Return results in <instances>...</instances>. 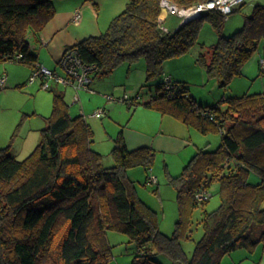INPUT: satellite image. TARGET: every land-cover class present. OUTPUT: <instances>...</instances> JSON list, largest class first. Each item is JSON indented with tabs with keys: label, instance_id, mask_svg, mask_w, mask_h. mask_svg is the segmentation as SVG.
<instances>
[{
	"label": "trees",
	"instance_id": "obj_1",
	"mask_svg": "<svg viewBox=\"0 0 264 264\" xmlns=\"http://www.w3.org/2000/svg\"><path fill=\"white\" fill-rule=\"evenodd\" d=\"M162 1L130 0L105 32L67 48L76 47L84 62L97 63L99 77L144 57V86L154 82L155 91L143 105L201 133L221 131L216 149L199 148L181 174L171 176L179 208L173 233L162 231L158 211L139 197L128 174L136 166L150 170L155 149H129L121 129L111 152L115 163L106 166L104 154L93 147L88 119L71 115L66 93L52 87L53 110L33 151L18 159L11 144L0 147V264H107L113 258L110 229L128 234L137 246L132 264H163L158 254L179 264H222L235 250L264 248V93L226 95L223 108L202 104L187 81L173 79L177 88L167 89L163 77L165 61L189 52L209 20L220 37L199 60L227 87L264 39V4L255 5L239 30L223 35L226 16L216 8L163 31ZM170 1L188 9L209 0ZM56 12L54 0H0V62H39L42 31ZM251 171L261 180L251 182ZM214 182L220 183L221 203L208 210L210 199L199 201L196 195ZM200 206L204 234L189 256L183 240L192 239Z\"/></svg>",
	"mask_w": 264,
	"mask_h": 264
},
{
	"label": "rangeland",
	"instance_id": "obj_2",
	"mask_svg": "<svg viewBox=\"0 0 264 264\" xmlns=\"http://www.w3.org/2000/svg\"><path fill=\"white\" fill-rule=\"evenodd\" d=\"M129 1L130 0H104L102 15L106 13L105 10L109 12L112 9L116 10V13L119 14L125 9ZM54 2H56V0H54ZM258 3L264 4V0H246L245 3L237 5L236 10L226 18L221 33L223 35H230L239 30L244 25L247 15L253 12L255 5ZM179 19L177 14H172L166 20L165 25L171 27L172 20L178 22ZM219 37L220 33L218 29H216L209 20L204 21L201 25L197 42L192 46L190 51L165 61L163 76H170V74H172L175 77L173 78L174 80L184 79L188 81L191 93L205 105L220 104L224 108L226 104L222 100L226 95L264 93V39L260 41L258 49L244 65L243 74L235 76L230 84L224 87L221 85L219 78L210 75L205 64L199 60L201 53H208L212 45L219 40ZM5 63L7 65L11 64V66H16L17 68L20 66L30 69L29 65L24 63L15 61ZM139 63L146 66V59L140 57L134 62H123L111 74L98 78L95 77L92 90L79 89V94H77L78 90L72 85L54 84L52 86L66 92L69 101H71L74 94L78 95V100H72L70 102L71 108L74 113L78 111L84 113L91 123L95 131L94 147L97 150L100 149L99 151L104 154V163L106 166H112L115 163L111 153L113 148L112 146L109 148V143L111 141L115 143V137L122 128L124 130V125L129 123L133 124L137 118L136 116L139 115L138 113L135 118H132L136 107L134 105L129 107L130 101L120 100L119 98H124L126 93L129 96H136L140 93V98L142 99V97H148L155 91L154 82H152V85L142 87V85L146 84L147 75L143 70L139 69L141 68V64ZM130 65L133 67L131 73L129 71ZM60 68L62 70L61 74H64L62 66ZM134 68L142 72L143 80L140 86L134 90L135 92H131V90H129V85L139 79L138 75H136L137 71L135 72ZM23 72L24 71L19 70V76L21 78L24 77L22 74ZM6 73L9 72L7 71ZM30 76L26 84L24 83L27 78L17 86H13L11 80H8L5 86L0 88V147H6L11 144V151L13 153L14 151L17 152L19 156L18 159H24L31 153L41 139L42 129L48 125V121L43 117V112L47 110L45 105L49 103L48 108L51 107L50 114L53 110L54 94L52 90L43 88L40 78L34 81L39 87L36 90L30 89L29 85L34 83L29 81ZM98 82H101L99 86L96 85ZM111 84H117L114 91L112 87H108ZM125 89H127V92ZM85 93L86 95H84ZM90 94L104 98V102L106 101V103L114 102V104H119L121 107L116 109L114 115H109L108 112L110 108L107 107L106 110L104 104H99V106L93 104L94 101L91 100ZM106 95H113L116 99L109 101ZM86 99L89 101L87 102L88 109L85 107ZM36 104H38L39 109H42L40 115L34 114L33 112ZM99 109L104 110V115L102 117L94 115L95 111ZM92 118H94V122L90 121ZM119 119H122V122ZM199 134L201 137L197 140L202 141L201 145H205L210 150L216 149L221 143V131L209 134L199 132ZM195 149L196 145H193V151L190 152V154L189 152L181 154L180 158L182 160L180 162L172 161L170 160L171 158L167 159V156L163 154L157 155L156 153L153 167L150 170H147L143 166L131 167L128 170L129 176L136 179L135 184L139 197L158 211L160 227L162 231L167 234L173 233L179 218L177 189L170 182V179L171 176L181 174L193 154H195L194 151L197 150ZM153 177L156 181L151 180ZM249 180L255 183L261 180V176L256 171H251ZM219 190L220 183L214 182L209 188L211 195L209 198L210 200L205 205L206 209L213 210L219 206L221 203ZM203 212L202 206L195 210L193 216L192 239L183 240V246L189 256H192L194 252L196 241L204 234L203 226L199 223L203 217ZM262 227V225H257L256 228L258 231H261ZM108 236L112 244L113 258L107 264H132L133 257L137 253V246L130 241L128 234L110 229L108 231ZM258 255L259 251L255 253V251L250 252L248 249H238L226 254L222 264H255L259 258ZM157 257L163 264H179L166 254H158Z\"/></svg>",
	"mask_w": 264,
	"mask_h": 264
},
{
	"label": "crops",
	"instance_id": "obj_3",
	"mask_svg": "<svg viewBox=\"0 0 264 264\" xmlns=\"http://www.w3.org/2000/svg\"><path fill=\"white\" fill-rule=\"evenodd\" d=\"M243 3H245V1ZM55 6L57 8V12L44 27L42 34H41L42 42L38 45L36 52L39 56L38 61L40 63L48 66L49 68L56 70L59 73H62L61 72L62 70L60 68L61 67L60 60L67 46L76 44L79 41L91 35L102 34L103 32L107 30L112 19L118 14L116 13V10L112 9L109 12L105 10L106 13L102 15V11L104 9V0H56ZM77 10H79L81 13V17L78 21L75 20V13L77 12ZM165 15H166V12H165ZM170 15L172 14H169L166 16L165 22L169 18ZM177 16L180 18L178 22H175L172 20L171 27L166 25L170 30H176L180 26V24H182L184 20V16H182L181 14H177ZM29 67L31 70L27 68H22L20 66H18L17 68L16 66H11V64L7 65L5 62L4 63L0 62V76L4 72L8 71L9 73H7L8 75L7 81L11 80V84L13 86H17L21 84V82L25 81L27 78V80L24 83L26 84L31 72L33 71V65H29ZM140 67L141 68L139 69L143 70L146 73V66L144 64L143 65L141 64ZM132 68H133L132 65H130L129 66L130 73H131ZM134 69H135V72L137 71L136 75H138L139 79L138 81H135L129 85V90H131V92H135L134 90H136L137 87L140 86L143 80L142 72H140V70H137V68H134ZM19 70L24 71L22 73L24 75L23 78L19 76ZM170 76H172V78H175L172 74H170ZM95 77L98 78L99 76H95ZM177 80L186 81L184 79H177ZM94 81L95 80H93L91 83L92 89H93L92 85ZM100 84L101 82H98V84L96 85L99 86ZM116 86L117 84H113V85L111 84L108 87L109 88L112 87V90L114 91L116 89ZM143 86L144 85H142V87ZM38 87L39 86L36 84V82L29 85V88L32 90H36ZM127 89H125L126 92H127ZM77 92H78L77 94H79V90ZM74 95H73V98H71V101L72 100L76 101L77 95L75 96ZM84 95H86V93ZM150 95L148 97H142V99L140 98L141 96H139V98H136L140 101L139 103L135 102V99H134L135 96H130V97H133V99H132V102L129 103V107H131L132 105L136 107L132 115V118H135V116L138 113L139 115L136 116L137 118L133 124L129 123L127 125H124V134H125V139H126L128 148L132 150V149H136L142 146L152 147L155 149L157 155L163 154L164 156H167V159L171 158L170 160L175 161V162H180L182 160L180 158L181 154L185 152H189L190 154V152L193 151V145H196L197 150L199 148H202L200 147V146H203L201 145L202 141L197 140L199 137H201L199 134L200 132L199 130H197L196 128L190 125H187L186 123H183L182 121L178 120L177 118L171 115L163 114L161 111L157 109L149 108L141 103L142 101L147 100L150 97ZM91 98H92L91 100L94 101L93 104L97 106H99V104H104L105 106L104 108L106 110H107V107H109L110 108V111L108 112L109 115L111 114L114 115V112L116 111V109L121 107L119 104H114V102H107V103L106 101L104 102V98L100 96L98 97L96 95L95 96L91 95ZM66 99H67V96H66ZM67 101L69 103L71 102L68 99ZM87 102H89L88 99H86V102H85L86 108H87ZM35 106L36 107L33 111L34 114L40 115V112H42V109L41 108L39 109L38 104H36ZM48 106H49V103L45 105V108H47V110L43 112L44 115L42 114L45 120L47 121H48L47 118L51 115L49 113L51 107L48 108ZM77 108L79 110L78 106ZM70 111H71V115L73 116H76L79 114L85 115L84 113H81L80 111L74 113L71 106H70ZM119 120L122 122V119H119ZM90 121L94 122V118L90 119ZM94 142H95V135H94ZM94 142H93V147H94ZM114 144L115 143H112L111 141L109 143V148L111 146L113 148ZM203 147H206V146L204 145ZM197 150L194 152L196 153ZM13 154L17 158L19 157L17 152L14 151ZM130 178L134 181L136 180L132 176ZM258 251H259V255H258L259 258L255 264H264V248L259 246L255 250V253L256 252L258 253Z\"/></svg>",
	"mask_w": 264,
	"mask_h": 264
},
{
	"label": "built area",
	"instance_id": "obj_4",
	"mask_svg": "<svg viewBox=\"0 0 264 264\" xmlns=\"http://www.w3.org/2000/svg\"><path fill=\"white\" fill-rule=\"evenodd\" d=\"M246 0H209L204 3L197 4L191 8H180L176 4L172 3L170 0L162 1V14L160 16V27L163 31L168 32L170 29L165 25L166 16L169 14H181V12L186 10H192L194 8L199 9L200 13L208 9H220L225 14L226 18L234 11L235 7ZM166 12V15H165ZM182 15V14H181ZM184 16V15H182ZM81 17L79 10L75 13V20L78 21ZM17 57H22L19 54ZM60 65L64 70V74L57 72L56 70L49 68L48 66L37 62L33 65V71L30 76V82H34L37 79H41L42 87L45 89H50L54 84H65L66 86L72 85L77 90L79 89H90L91 83L94 80L97 72L99 71V65L97 63H86L80 56L79 50L76 47L67 48L60 60ZM7 73L4 72L0 76V88L5 86L7 81ZM165 87L169 90H175L177 86L173 83L172 76H165ZM108 100L116 99L113 95H106ZM78 95L76 100H78ZM120 100H128L132 102L133 97L125 95L124 98H119ZM207 112V111H206ZM203 112V113H206ZM97 117H102L104 115V110L99 109L94 113ZM152 181H156L153 177ZM209 190L200 191L196 197L199 201L208 200L210 198Z\"/></svg>",
	"mask_w": 264,
	"mask_h": 264
},
{
	"label": "bare ground",
	"instance_id": "obj_5",
	"mask_svg": "<svg viewBox=\"0 0 264 264\" xmlns=\"http://www.w3.org/2000/svg\"><path fill=\"white\" fill-rule=\"evenodd\" d=\"M200 13L199 9H192V10H186L184 9L181 14L184 15V18L189 19L191 17H194Z\"/></svg>",
	"mask_w": 264,
	"mask_h": 264
},
{
	"label": "water",
	"instance_id": "obj_6",
	"mask_svg": "<svg viewBox=\"0 0 264 264\" xmlns=\"http://www.w3.org/2000/svg\"><path fill=\"white\" fill-rule=\"evenodd\" d=\"M199 15H200V13H199L198 15L194 16V17L189 18V19L184 18V20H183L182 23H185V22L189 21L190 19H193V18H195V17H197V16H199Z\"/></svg>",
	"mask_w": 264,
	"mask_h": 264
}]
</instances>
